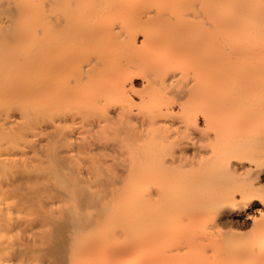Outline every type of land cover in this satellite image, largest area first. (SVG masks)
Returning a JSON list of instances; mask_svg holds the SVG:
<instances>
[{"label": "bare ground", "instance_id": "bare-ground-1", "mask_svg": "<svg viewBox=\"0 0 264 264\" xmlns=\"http://www.w3.org/2000/svg\"><path fill=\"white\" fill-rule=\"evenodd\" d=\"M263 182L264 0H0V264H260Z\"/></svg>", "mask_w": 264, "mask_h": 264}, {"label": "rangeland", "instance_id": "rangeland-1", "mask_svg": "<svg viewBox=\"0 0 264 264\" xmlns=\"http://www.w3.org/2000/svg\"><path fill=\"white\" fill-rule=\"evenodd\" d=\"M208 1V0H207ZM204 2V1H203ZM213 17V15L211 14V18ZM208 23V24H207ZM211 23V22H210ZM204 32H207L208 34L211 32V26H209V22H205V25L203 26V28H201ZM210 35V34H209ZM246 178H244L243 179V181H241L240 182V184H241V186L242 187H244V184L246 183V182H248V180L246 181L245 180ZM244 180H245V183H243L244 182ZM250 181V180H249ZM248 184V183H247ZM247 184H245V186L247 185ZM263 186H264V182H263V184H262ZM262 194H263V192H264V187H262ZM263 196H264V194H263ZM246 198V197H245ZM248 198V197H247ZM258 198V197H257ZM205 212H206V214H207V210H206V208L205 209H203ZM259 219H260V216L258 217ZM262 223V224H261ZM222 225L220 226L221 228H218V229H221V231H222V233L224 234V237L226 238V236H228V234L226 233V232H228V230H229V228H226V227H224V224L223 223H221ZM259 224H261L260 225V228H259ZM264 225V221H260L259 223H258V225H257V229H255V230H253L252 228H250V226H248V228L246 227H239V228H235V230H234V228H232L231 230L233 231V232H235V233H233L232 235H235V237L238 239V241H236L235 242V244L236 245H238L239 244V246H240V248L241 249H245L247 246H248V243H249V238L251 237V235L253 234H258V233H260V229H261V226H263ZM210 227H211V220L209 219L208 221H199L193 228V232H195L196 234H201V233H206V231H210ZM262 228H264V226L262 227ZM171 237V236H170ZM170 237H168L166 240V242L165 243H163L164 245H162V247L163 248H165L166 246L165 245H167V247H169V246H171L172 247V245L174 244L175 245V243H174V241H172V238H170ZM173 244H172V243ZM224 245H225V252H226V254H225V262L223 263V264H258V262H256L254 259H252V258H245V257H235L234 256V250L232 249V246H233V243H231V242H229V241H225V243H224ZM159 246V248H157ZM157 246V244H154V246H152V248L153 249H149V253L151 252L150 250H152V251H154V248L155 249H159V250H156V252L154 253V256L153 257H155V258H157L158 256H159V254H162V252H163V248H160V245H158ZM161 249H163L162 251H161ZM206 249H208V250H210L211 251V249H210V247H205V249L204 250H206ZM198 250V249H197ZM203 249H200V251L201 252H203L204 251ZM200 251H198L199 253H201ZM161 252V253H160ZM157 253V254H156ZM159 253V254H158ZM152 254V253H151ZM158 255V256H157ZM233 256V257H232ZM154 258V259H155ZM159 258V257H158ZM157 258V259H158ZM156 259V260H157ZM159 261V260H158ZM158 261H155L153 264H160V262H162L161 261V259H160V262H158ZM177 263V262H176ZM175 263V264H176ZM179 263V262H178ZM177 263V264H178ZM179 264H181V262L179 263ZM260 264H264V262H262V263H260Z\"/></svg>", "mask_w": 264, "mask_h": 264}]
</instances>
